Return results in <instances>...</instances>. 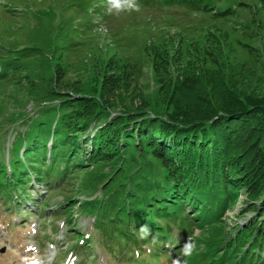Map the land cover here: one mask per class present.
Segmentation results:
<instances>
[{"label": "rangeland", "instance_id": "rangeland-1", "mask_svg": "<svg viewBox=\"0 0 264 264\" xmlns=\"http://www.w3.org/2000/svg\"><path fill=\"white\" fill-rule=\"evenodd\" d=\"M140 3V12L117 16L108 14L107 0H0V180L12 179L17 169L28 172L19 181L27 184L26 195L17 188L12 203L0 197V264H173L178 257L182 264H232L231 250L254 251L255 264L264 257V192L251 198L252 186L243 183V165L253 161L261 133L252 130L250 118L257 128L256 117L264 113V0H214V11L162 0ZM216 8L229 11L217 15ZM102 89L111 90L113 106L101 108L107 115L75 139L86 152L114 137L113 150L123 149L121 154L71 165V174L43 184L28 163L47 172L45 162L36 163L42 161L39 148L45 143L50 150L53 136L82 113L76 101L98 102ZM183 94L193 97L191 107L206 108V116L173 119ZM110 119L127 131L109 136ZM203 123L214 130H204ZM135 127L151 128L157 146L158 128L165 138L189 144L195 142L189 138L204 143L216 137L228 149L237 145L241 160L231 163L236 200L208 223L188 206V213L149 219L164 231L169 227V234L155 247L139 240L125 201L139 193V183L162 180L165 170L154 149H137V136L128 138ZM164 143L158 153L172 156ZM243 143L249 146L242 151ZM134 236L136 243L129 240ZM189 237L196 250L184 258L179 250ZM225 239L233 242L223 247Z\"/></svg>", "mask_w": 264, "mask_h": 264}, {"label": "trees", "instance_id": "trees-1", "mask_svg": "<svg viewBox=\"0 0 264 264\" xmlns=\"http://www.w3.org/2000/svg\"><path fill=\"white\" fill-rule=\"evenodd\" d=\"M162 2L166 4L183 3L203 11L215 10V8H213L214 0H162ZM228 11V8H226L225 10L217 9L215 13L217 15H223L228 13ZM111 94L112 92L110 89H102L99 95L100 101L92 102L91 105H89L88 103H82L81 101H76L78 109L81 110L82 113H79L71 120L69 119V123L67 125L68 127L65 132L58 133L59 136H57V134L56 136H53L51 141L53 146L50 148V150L47 151L45 143H43V146L39 148L42 154L41 160H45L46 153H48V161H37L36 163L43 164L45 162V164L48 165L49 168L47 172H45L38 164L32 165L28 163L31 169L37 172H35V177L39 179L40 182L45 185L48 184V186H51L52 184L63 179L66 174H71L68 169V167L71 165L72 167L74 166V168H76V166H80L89 160L105 159L107 161H111L115 159L117 155L121 154L123 149L116 148V151L113 150L118 143L117 141H115L116 139H114V137L112 139H106L105 143L101 146H98V148L96 149H94V147H92L93 150L86 149V152L84 147H80L79 141L75 139V137L77 138L76 135H81L85 130H87L91 122L107 115V113L101 111L100 109L105 107L106 105L107 107L113 106V103L111 102ZM191 98H193L191 95H185L177 99V103H179V101L182 103L181 108L178 105V110H174L171 114L173 119H175L176 121L180 120L181 122H189L193 119L195 120L196 118L206 116V108L190 106V102L188 101ZM77 110L75 109L74 112L76 113ZM247 112L248 111H244V114L246 115ZM263 114L256 117L258 120L256 121L257 128H255L254 126L253 117L250 118V121H252V130H260L261 133L259 132L260 136L258 137L257 143L255 145V152L253 151L254 154H252L255 155L253 157V161H251L248 157V163H246V165H243V169L247 171V179L246 181L244 180L243 183L245 185L252 186V189L249 188L250 193H248V196H251V198H260V196L264 192V126L261 125L264 121ZM243 115L242 117L239 115V117L237 118L243 121L245 118ZM122 125L123 122H120L119 119H110L106 122L105 128L107 132H110L111 135L109 136L114 135L117 137L119 134L127 131ZM203 126L204 130H214V127H212L210 123H203ZM68 129L70 131L72 129L75 133L68 134ZM152 131L153 130L149 128L148 131L141 132L140 127H135L134 131H128V138L131 136H137L138 139H133L134 146L137 149H139V147L142 145H146V147L152 150L154 149L156 155L155 157L161 160L160 162L165 170L161 174L162 180L160 179L159 182L156 181L154 183H139V193L131 195V197H128L129 200L125 201L128 204L132 205L128 208V210L131 213L129 214V216L133 217L132 223L134 222V224H136V231H138V229L142 225L148 224V226L152 228V231L155 235L164 239L169 234V227L166 226V230L164 231L162 226H158L159 224L153 225V223H149L148 220H153V218L155 217L172 218L171 212L175 211L177 212L175 216H178L180 212L184 211L188 213L189 209L187 210L186 206H188L190 210L193 211L196 217H201V221L203 222L208 223L216 218H219L227 208V206L231 204L232 201L236 200L233 197L235 196L237 177L233 171L234 167L231 163L232 161H238L237 157L239 156H237L235 152L237 145L231 147L232 149L229 148V150L226 144V140L217 139L216 137H209L211 141L207 140L204 143L196 142L195 139L189 138L188 141H195L193 144H189V142L187 143V141L183 138H178L179 140L175 139V136L165 138V136H163L165 132L158 128V130L156 131H158L157 133L159 135H156V143H159V146H157L153 144V142H151V136H153L151 135ZM240 138H242V135H240ZM27 139H29L28 136ZM139 140H141V142H139L142 143L141 145H138ZM163 143L167 148H169L172 156L169 157V155L166 156L165 153H158L157 149L161 148ZM107 144H109L112 148H108ZM113 144H115V146ZM247 145L249 146V144ZM247 145L245 144L244 146L243 143L240 146V148H243L242 151L248 147ZM81 150L83 151V153H81ZM79 152L81 153L80 157H77L76 159L73 158L71 161H69V158H71L72 154V157H75V155H77ZM246 152L248 153V151ZM83 155L86 158H82ZM229 158H231V160ZM244 158L247 160L246 156H244L242 159ZM239 160H241L240 157ZM54 165L57 166L56 171L55 173L53 172L49 175ZM242 171L245 172L244 170H239V172ZM27 173V171H24L23 174L19 175L17 169V171L13 173V175L11 174L12 179H8L6 176H3L4 179L6 178V180L5 182H2L0 180V182L4 183L5 189L1 187L2 184L0 183V197L9 203H12V200L16 195L17 188H21L23 190V193H25L26 195L27 184L19 181H21L23 177L27 175ZM30 174H33V171ZM13 179H15L16 182H13ZM19 197L21 198V196ZM131 200H133L132 203H130ZM45 206H47V204H44V207ZM170 206L173 208V211H170ZM142 218H145L148 223H144L145 221H143ZM154 226L160 228V230H163V235H158L156 232L159 229H154ZM263 227V225L262 227H259L260 230ZM129 240H131L133 243H136L137 241L135 236L132 239L129 238ZM225 240L226 242L224 241L223 247H226L229 243L233 242L231 239ZM242 242L243 241H240L239 246ZM223 244H221L220 246H222ZM234 246L235 245H233L231 248H234ZM253 252L254 251H251L250 254L245 252L234 254V251L231 250L230 255L227 258H229V260L232 257L235 258L232 264H255V261L253 262ZM224 255L225 253L218 257L223 258ZM237 256L240 257L237 258ZM258 258L259 257H257V259ZM258 261L259 264H264V257L258 259Z\"/></svg>", "mask_w": 264, "mask_h": 264}, {"label": "clouds", "instance_id": "clouds-1", "mask_svg": "<svg viewBox=\"0 0 264 264\" xmlns=\"http://www.w3.org/2000/svg\"><path fill=\"white\" fill-rule=\"evenodd\" d=\"M142 7L143 5L140 3V0H107V12L109 15L115 14L118 16L122 12H140ZM138 239L147 241L151 247H155L159 244V237L154 234L148 224H144L138 229ZM151 247L148 248L149 252L151 251ZM195 250V244L192 238L189 237L188 241L179 250L180 256L191 258ZM137 258H139V252H137ZM30 264H35V262H30ZM173 264H182L181 259L179 257L175 258ZM183 264H187V260H184Z\"/></svg>", "mask_w": 264, "mask_h": 264}, {"label": "bare ground", "instance_id": "bare-ground-1", "mask_svg": "<svg viewBox=\"0 0 264 264\" xmlns=\"http://www.w3.org/2000/svg\"><path fill=\"white\" fill-rule=\"evenodd\" d=\"M10 262H11V261H10ZM11 263H13V261H12ZM11 263H9V264H11Z\"/></svg>", "mask_w": 264, "mask_h": 264}]
</instances>
